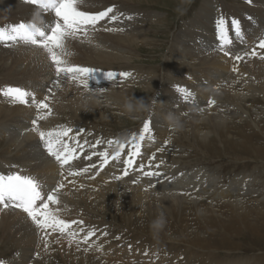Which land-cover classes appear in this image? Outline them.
<instances>
[{"label": "bare ground", "instance_id": "obj_1", "mask_svg": "<svg viewBox=\"0 0 264 264\" xmlns=\"http://www.w3.org/2000/svg\"><path fill=\"white\" fill-rule=\"evenodd\" d=\"M157 1L159 0H82L78 5L81 11L95 14L114 5L119 13L124 14L118 21L103 22L95 31H90L89 39H85L83 33L78 34L76 38H66L65 49L68 54L64 58L69 64L96 70V75L88 81L87 88L78 81L64 77L60 78L59 86H56L55 67L43 48L23 42H0V74L3 75L0 77V89L5 86H18L33 92L38 100L47 96L46 102L51 108V114L46 119L38 121L41 130L48 131L65 125L72 129L70 135L76 138L80 145L76 152L77 158L61 169L56 159L47 153L38 134L30 130L31 121L36 116L35 106L13 104L0 96V154H7L0 158V174L18 172L34 176L41 183L45 195L62 184L58 191L59 204H50V207H59L60 218L65 221H83L85 232L91 225L87 222L85 213L77 207L82 204L96 212L110 214L115 221L123 220L130 224L132 219H140L142 222L138 228L156 237L177 242L190 240L193 242L192 245L206 249L232 251L223 244L229 238L231 230L228 227L231 222L238 217L244 219L249 216L248 222H252L253 207L264 224V201H259L264 200V193L262 199H257L258 202L253 199L255 204L245 198V194L252 191L251 186L255 178L252 174H241L238 177L237 174L236 178L224 184L220 176L210 173L207 169H185L184 161L180 158L167 161L165 151H159L162 148V138L153 131L157 130L156 132L165 134V137L171 133L174 142L182 144L180 145L182 149L179 150L182 156L186 153L184 142H189L196 149L208 155L213 153L212 156L215 157L225 154L235 160L264 161V142L255 139L256 133L264 136V118L260 116L264 113V107L259 110L251 104L253 102L264 104V60L260 59L259 55L247 56L240 61L225 57L219 50L215 27L216 19L223 15L229 22L228 35L233 40L232 45L228 47L233 54L243 56L244 52L255 47L259 38L264 35V0H253L251 4L244 0L243 5L235 2L236 0H233L234 4H226L219 0H202L193 17H188L190 20L185 23L184 30L173 35L175 37L172 45L173 55L172 58L169 56V60L175 62L173 63L177 70L173 72L169 70L166 80L161 81L166 90H162L159 100L155 102L154 115L150 123L153 139L149 140L146 136L141 142L140 155L134 158L135 162L131 168L123 163L128 158V154L123 151L120 160L109 159L108 164H102L98 153L107 149L111 157L117 150L116 144L109 147L108 140L105 141L103 138L99 139L100 144H96L97 139L94 141L88 135L87 139L85 134L87 132L82 128L83 123L69 122L75 119L87 122L91 119L90 116L95 117V120L123 118L126 115L119 112L125 113L123 104L126 99L136 94V84L143 85V90L158 85L156 71L131 65L134 56H137L134 50L140 48V43L148 42L150 37L148 32L151 28L149 24L160 16L158 10L145 11L141 10L143 7L139 9L137 6H140V3ZM182 1L176 2L181 4ZM218 3L221 6L218 7ZM37 9L36 5L29 4L26 0H0V28H8L21 22L27 23ZM42 15L46 22L42 31L48 34L54 27L56 18L52 12L43 11ZM129 16L132 19H128ZM229 16L241 21L246 43H241L235 37L230 24L232 17ZM249 17L252 19L249 20ZM109 27L124 30L107 31ZM196 39L199 42H196ZM234 66L237 71H233ZM107 72L117 75L113 79H108L105 75ZM122 72L131 75L119 76L118 74ZM177 86L186 88L193 97L186 101L177 91ZM209 100H214L215 104L209 105ZM169 113L181 117L182 127L173 130L168 126L166 117ZM61 122L65 123L60 124ZM139 164L145 165V171H159L162 175L144 176L139 170ZM157 164L160 165L159 168H156ZM82 169L88 171L81 172ZM61 171L64 173L63 176ZM69 171L81 174L70 176ZM248 204L252 207H247ZM159 213H162L164 218L168 219L171 216L179 220V230L177 229L175 234L164 228L165 219L157 217ZM189 215L192 216L195 226L190 225ZM80 227L79 224H75L73 230L78 233L77 240L82 241L85 232H80ZM253 230L257 232V228ZM47 231L49 243L45 248L41 239L43 234L26 213L19 209L0 211V246L6 243L14 244L19 253L14 258L7 259L9 264H38V261L52 253L60 254L70 264H123L121 259L120 262L114 261L115 258H124L123 246L122 249L115 250L109 245L113 243L109 236H102L104 235L102 230H99L101 232L99 234L95 228V235L89 237L88 244H92L95 249L96 245H102L99 253L107 259L97 258L95 255L97 253L85 251L75 242L69 243L58 231L52 232L50 229ZM214 232H218L215 238L206 234ZM219 234H225L227 238ZM102 239L105 241L101 242ZM138 250L133 247L130 250L131 257H128L127 252V262L130 260L138 264L151 262L172 264L166 255L156 260L155 251L149 252L150 250L141 247ZM110 256L114 259H108ZM248 263L249 258L246 260L238 258L226 264Z\"/></svg>", "mask_w": 264, "mask_h": 264}, {"label": "rangeland", "instance_id": "obj_2", "mask_svg": "<svg viewBox=\"0 0 264 264\" xmlns=\"http://www.w3.org/2000/svg\"><path fill=\"white\" fill-rule=\"evenodd\" d=\"M176 1L177 0H159V1L153 2V3L152 2L151 3H147V2L140 3V6H137V8H139V9H141L143 7L141 10H145V11H146V9H147V11H149V10L150 11H157L158 10L157 12L160 13V16L157 17L158 19L156 18L159 21H157L156 19L153 20V22L149 21V22H151V24H149V26L151 28H150V31L148 32V34L150 36L149 39L147 40L148 42L147 43L144 42V43L139 44L140 48H137L134 50V52L137 53V56L135 55L134 56L135 59L131 62V65L133 67L142 68L144 70L156 71V75L158 77L159 82H158L157 86L147 88V90H143V88H144L143 85L136 84V87H135L136 88L135 89L136 94L133 95V97L136 99L143 98L149 102L158 101L159 97H160L159 94H161L163 91L166 90V88H163L161 83L166 80V78H167V76L171 70H172L171 72H173L174 70H177L175 68V64H174L175 62L172 61V59L169 60V58H170L169 56H171V58H172V55H173L172 45L174 44L173 41H175L174 36L180 30L181 31L184 30V28L186 27L185 23L190 20V19L188 20V17L189 18L193 17L194 13L200 7L202 0H185V1L183 0L182 2H180L181 4H178ZM219 1H221L223 3L226 2V4H232V3L234 4L235 0L234 1L233 0H230V1L229 0H224V1L219 0ZM235 2L242 3V5L244 4V0H240V1L236 0ZM126 6H128V5H126ZM219 6H221L220 3H218V7ZM231 15H233V14H231ZM229 17L233 18V16H229ZM161 22H163V23L161 24ZM180 23H182V24H180ZM196 42H199V41L196 39ZM197 46L199 48L200 43ZM257 51L260 52L261 50L257 49ZM133 63H134V65H133ZM178 70L180 72H182L181 69H178ZM0 77H3V75L0 74ZM241 86H242V84L240 85V87ZM141 91H143V92H141ZM156 95H158V96H156ZM156 98H158V99H156ZM251 104H253L254 108H258L259 110H262L264 107V104L261 102H253ZM257 104H259V105H257ZM261 105H262V107H261ZM154 106H155V104H154ZM230 109H232V107H230ZM153 110H154V108H153ZM153 110L150 113H142L140 116H135V117H133V116L131 117L127 113L119 112L121 114H125L126 118L125 117L119 118V119L114 118L112 120H110L108 118H100V119L95 120V117L90 116L91 119L89 121L87 120V122L85 120H83L84 122L79 121V119H75L73 121L68 120V121L71 122V124L83 123L82 128L85 132H87V133H85L86 136L88 135L90 137V139L93 138L94 141H96V139L99 140L100 138L101 139L103 138V140H105V141H107V140L109 141L110 138H111V140H113L112 138H114L113 141H119L120 140V142L121 141L125 142L133 133H136L137 136H139L140 130L142 129L143 124L146 120L150 121V123H151V121L153 119V115H154ZM108 111H109V113L111 112L110 110H108ZM141 116H142V118H141ZM260 116L264 118V113H262V115H260ZM235 120L238 121V119H235ZM90 122H91V124H90ZM62 123L64 124L65 122H61L60 124H62ZM86 123H89L90 125L86 124ZM89 128H91V129H89ZM88 130H89V132H88ZM156 131L157 130H154L153 133L159 135L162 138L161 146L163 149L165 148L164 149V151H165L164 156H165V159L167 161H174L175 159L180 158L184 161L183 165H185L184 166L185 169H191V168L207 169L210 173H214V174L220 176V179L223 180L224 184H227L231 180L236 178L237 174H238L237 177L241 176V174H244V175L245 174H252V176L255 178L253 181V185L251 186L252 187L251 189L253 192L251 191L250 193L249 192L246 193L245 198H247L248 200L250 199L254 204L256 202H258L257 199H262L261 197L263 196V193H264V188H263L264 187V180H263L264 179V171H262V170H264V161L255 160V159L235 160V159H231L229 156H227L225 154L218 156V157H215V156H212L213 153H210L212 155H208L206 153H203L202 150L196 149L189 142H184V144H185L184 150L186 151V153L184 154V156H182L179 154V150L182 149L180 145H182V144L178 145L177 143H179V142H176V141L174 142L175 139H173L171 137V133L165 137V134L163 135V133L160 134L159 131L158 132H156ZM91 133H93V134H91ZM88 136H87V139H89ZM169 138H170L171 142H170V140H168ZM255 139L256 140L258 139L257 141H259V142H261V141L264 142V136L262 134L256 133ZM166 141H167V143H169V145L167 143H165ZM191 147H192V149H191ZM125 148L126 149L123 150V153L128 154L127 146ZM194 148H195V150H194ZM229 152H231V151H229ZM232 154H230V155H232ZM0 155H1L0 158H3V156H5L7 154H0ZM172 155H173V157H172ZM242 161H244V162H242ZM193 162H194V164H193ZM262 164H263V166H262ZM210 166H212V167H210ZM181 170H184V169H181ZM181 170H179V171H181ZM220 170H221V172H220ZM254 170H256V171H254ZM255 186L258 190L255 188ZM254 191H258V192L254 193ZM238 194H240V193H238ZM257 195H259V196H257ZM203 199L208 201L209 198H203ZM253 199H255L256 202ZM259 201L263 202L264 200H259ZM250 205H251V203H250ZM250 205L248 204L246 206L252 207ZM77 207L79 208V210L81 212L85 213V216L88 219L87 222L91 225V227H95L98 230L99 234L102 232L104 234V235H102L103 237H107V235L109 236L108 237V238H110L109 240L111 242H113V243H110V241H109L110 246L115 248V250L120 249L121 246H123L122 248L125 250L124 251L125 254L123 255L124 258H120L118 256L119 258L114 259V257H113L112 259H114V261H116V262H120L122 260L121 263H123V264H138V263H132L130 260H129L130 263L127 262V260H126L127 259V252H129L128 257H131V255H130L131 251L130 250L133 247L136 250L140 249V247H141L142 249H146L147 251L150 250L149 252L155 251V254H158V258H157V255H155L156 260H158L159 257H161L162 255L168 256L171 259V260L170 259H168V260L170 262H172V264H183L184 261H185L184 264H212V263L213 264H215V263L216 264H222V262L226 264L229 261L238 260V258L241 260H246L249 258L248 264H255V262H257L258 264L259 263L264 264V224L261 223V220H260L261 218H260V216L256 215V212L253 210V207L251 210L253 212V215H254V216L252 215V222H248V219L250 217L249 216V217H245L244 219L242 217H238V219H236L234 222H231L229 224L228 228L231 230L229 232V238L225 242H223V244H224V246L230 247V249L232 251L216 250L218 253L214 249H206V248H203L200 246L192 245L191 243H193V242L190 240H186V241L185 240H179V242L170 241V240H166L162 237H156L153 234H151L150 232H146V231L144 232L138 228L139 225H141L142 221L140 219H137V218L132 219L129 222L130 224H128L123 220L121 222L118 220L117 221L113 220L110 217V214H108L106 212H103V211L96 212L94 210L86 208L84 206V204L79 205ZM97 213H98V215H97ZM157 217H159L161 219L162 218L165 219L163 221V226H166L164 228H166L167 231L169 229V232H172L173 234H175L177 232V229L179 230V227H178L179 220L175 219V217L169 216L167 219V218H164V215L162 213H159ZM191 218H192V216L189 215L188 221L189 222L191 221L190 225L193 226L194 220H192ZM94 223H97V224L95 225ZM255 228H257V232L253 230ZM171 229L174 231H172ZM99 230H102V231L100 232ZM105 233H107L106 236H105ZM111 233H113V234H111ZM127 234H129V235H127ZM206 234L208 235V237H212V238H215L216 236H218V232H214L213 234H208V233H206ZM219 235H221L224 238H227V236L225 234H219ZM119 236H120L121 240L117 239V237H119ZM126 237L128 240L126 239ZM104 241L105 240H103V239L101 240V242H104ZM176 242H177V244H176ZM213 242H216V240H213ZM123 243H125V245H123ZM163 244H165V245H163ZM128 246L131 248H129ZM79 248L84 249V250L87 248V251L90 250V252L92 251L93 254L97 253L95 255L99 259L106 258L102 254H100L99 251H97V249H95L93 246L89 247V244H85V243L81 242L79 244ZM154 248H156V249H154ZM159 248H161V250ZM169 248H171V249H169ZM158 250H159V252H158ZM17 253H18V248L14 244L6 243V244H3L0 246V260H5V261H7V259L10 260V258L11 259L14 258L17 255ZM1 255H3V256H1ZM9 255H11V256H9ZM112 256H115V255H112ZM108 259H111V256H110V258L108 257ZM173 260H175V261H173ZM219 260H221V262ZM38 264H70V263L64 257H62L60 254L52 253L50 255H47L40 262L38 261ZM75 264H77V263H75ZM150 264H157V262H155V263L151 262Z\"/></svg>", "mask_w": 264, "mask_h": 264}, {"label": "snow or ice", "instance_id": "obj_3", "mask_svg": "<svg viewBox=\"0 0 264 264\" xmlns=\"http://www.w3.org/2000/svg\"><path fill=\"white\" fill-rule=\"evenodd\" d=\"M27 3L36 5L38 8H42L45 12H52L56 18L54 27L46 34L40 29L33 31V25L25 22L11 25L8 28H0V42H23L24 44H30L32 46L41 47L48 53L49 59L55 67L56 80L54 84L59 86L60 78L71 79L78 81L89 87L88 81L96 75V70L89 67H83L79 65L69 64L64 58L68 53L65 49V40L68 37L76 38L78 34L83 33L85 39H89V32L95 31L97 26L103 22H115L118 21L124 14L119 13L115 6L107 7L103 11H98L95 14H91L85 11L79 10L78 5L82 0H26ZM251 4L253 0H246ZM132 19V17H128ZM249 20L252 17L248 18ZM228 21L223 15L216 19V35L219 41V50L225 57H230L236 61L244 59V57L259 55V58L264 60V35L259 38L258 44L251 48L250 51H245L243 56L239 54H233L228 47L232 45L233 40L228 35ZM231 28L235 33V37L240 40L241 43H246L244 40V33L241 28V21L236 18H232L230 21ZM107 31H123V28H107ZM257 49L261 50L260 52ZM233 71H237L234 66ZM108 79H113L117 74L113 72L105 73ZM122 77H129L131 74L128 72H122L118 74ZM51 91V90H50ZM177 91L181 93L183 98L187 101L193 97V94L186 88L177 86ZM0 96H3L13 104L22 105H34L36 108V116L31 121V131L38 134L47 153L54 157L60 164L61 169L65 165H68L70 161L76 159V152L80 145L76 138L70 134L72 129L66 126H58L57 128L44 131L38 125V121H42L51 114V108L46 102L48 97L43 99H37L36 95L22 87L5 86L0 89ZM29 97L31 99L29 100ZM209 105L215 104L214 100L208 101ZM152 140V130L150 127V121H145L139 136L136 133L123 143L120 141H108V146L111 147L114 143L117 146V150L109 157V152L105 149L103 152L98 153L102 160V164L106 165L111 160H120L121 152L127 146L128 158L123 161L129 168L134 164V158L140 155L141 142L145 140V137ZM67 138V139H65ZM73 143L75 146H73ZM101 141H96V144H100ZM167 143V141L165 142ZM161 148L159 151H163ZM155 154L153 153V157ZM163 163V161H161ZM151 166V161L149 162ZM139 170L144 176H160L159 171H145V165L139 164ZM160 165L157 164L156 168ZM88 169H82L81 172H87ZM127 175V169L124 170ZM79 172L69 171L68 175H79ZM64 173L61 171V176ZM63 185L60 184L56 189L49 192L47 195L42 191V185L34 176L22 175L18 172H9L8 174H0V211L6 209L16 210L19 209L27 214V217L35 225V227L43 234L41 239L43 246L48 247V231L59 232L62 236L68 239L69 243L75 242L79 244H88L89 237L95 235V228L90 227L86 232L83 227V221H65L60 218L61 209L59 207L52 208L51 205H58V191ZM79 224L80 232H85L82 241L77 240L78 233L73 230V225ZM107 235V233H105ZM119 240L120 237H117ZM58 242V241H57ZM89 247H92L89 244ZM102 245H96L97 251L102 249ZM87 251V248L85 249ZM19 255V253H17ZM147 255V253H146ZM157 255L158 254H154ZM0 264H4L3 260H0Z\"/></svg>", "mask_w": 264, "mask_h": 264}, {"label": "clouds", "instance_id": "obj_4", "mask_svg": "<svg viewBox=\"0 0 264 264\" xmlns=\"http://www.w3.org/2000/svg\"><path fill=\"white\" fill-rule=\"evenodd\" d=\"M43 9L38 8L36 11L33 12L32 18L27 22L30 25H33V31L36 29L42 30L45 25V20L42 15ZM155 101L149 102L143 98L136 99L134 97L128 98L125 100L123 104L124 112L130 116H138L142 113H150L154 108ZM168 126L173 130L179 129L182 127L181 117L172 113H169L166 117ZM123 141H121L122 143ZM4 261V264H9L8 261Z\"/></svg>", "mask_w": 264, "mask_h": 264}]
</instances>
